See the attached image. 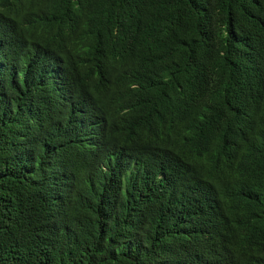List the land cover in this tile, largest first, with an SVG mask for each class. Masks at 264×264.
<instances>
[{"label": "trees", "instance_id": "1", "mask_svg": "<svg viewBox=\"0 0 264 264\" xmlns=\"http://www.w3.org/2000/svg\"><path fill=\"white\" fill-rule=\"evenodd\" d=\"M0 264H264V0H0Z\"/></svg>", "mask_w": 264, "mask_h": 264}]
</instances>
